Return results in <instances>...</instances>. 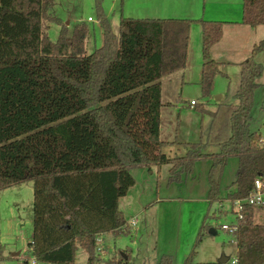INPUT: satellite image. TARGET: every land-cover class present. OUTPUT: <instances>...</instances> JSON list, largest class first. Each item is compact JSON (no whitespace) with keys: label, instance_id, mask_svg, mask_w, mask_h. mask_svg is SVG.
Wrapping results in <instances>:
<instances>
[{"label":"trees","instance_id":"16d2710c","mask_svg":"<svg viewBox=\"0 0 264 264\" xmlns=\"http://www.w3.org/2000/svg\"><path fill=\"white\" fill-rule=\"evenodd\" d=\"M53 2L0 0V191L33 184L32 260L74 264L81 249L87 264H98L102 252L96 251L97 238L128 230L118 202L133 187L131 171L136 168L168 165V183L180 184L195 163L209 161L211 204L220 201L228 160L237 159L234 190L226 199L231 207L244 203L254 182L264 181L262 137L250 130L263 71L255 58L264 52V40L240 66L237 104L226 106L229 137L217 144L219 152L209 155L202 152L206 145L186 144L185 157L170 159L159 138L160 81L185 69L190 29L199 25V87L207 98L220 66L210 51L222 38L223 23L121 17L116 35L101 0H95L103 43L85 56L87 27L76 25L68 38L62 21L51 15ZM241 12L242 25L264 27V0H242ZM48 24L60 27L56 42L48 38ZM255 209L242 204L234 234L235 264H264V205L258 207L261 225L253 222ZM207 229L206 217L200 231ZM129 253L106 264H133ZM1 254L0 264H7ZM191 256L184 264H192ZM157 264H172L171 258L163 256Z\"/></svg>","mask_w":264,"mask_h":264},{"label":"rangeland","instance_id":"374dc122","mask_svg":"<svg viewBox=\"0 0 264 264\" xmlns=\"http://www.w3.org/2000/svg\"><path fill=\"white\" fill-rule=\"evenodd\" d=\"M178 1L101 0V9L112 32L118 35L120 17L174 18L173 8ZM204 1L198 0L201 10L211 6L212 0ZM51 15L62 21L67 28L68 38L76 25L84 24L87 27L85 56L102 46V30L95 0H54ZM47 27L48 38L51 42H56L60 27L56 24H48ZM254 34L253 44L258 45L264 40V28H257ZM256 36H259L257 40ZM248 44L251 49L252 41L248 40ZM187 55L185 76L181 72L170 79H162V83L160 81L161 102L171 105L161 108L159 115V138L168 144L162 150L168 158L185 157L189 151L186 144L206 145L202 149L203 153L217 154V144L225 142L229 137V111L226 106L237 104L235 94L240 85V68L234 65L221 64L209 96L204 98L201 95L199 25H193L190 29ZM224 59V56H219L220 61H226ZM255 62L263 71L257 81L259 87L253 96L250 130L261 135L264 140V52L257 55ZM192 102L197 106L194 109L188 107ZM210 166L209 161L195 163L192 174L184 178L181 184L168 183L170 166L151 168L150 172L141 168L133 169L131 176L135 183L118 202V209L128 224V230L116 236L106 234L101 238L100 244L96 243V251L102 252L98 264H106L113 256L126 251H130L133 264H157L163 256H169L172 264H184L193 252L195 254L191 256L192 264H219L222 257L228 259L226 264H235V236L222 231L221 227L236 223L234 213L237 209L235 206L231 207L225 199L234 190L232 184L235 181L238 161L228 160L219 183L221 202L211 204L207 201ZM32 203L31 182L0 191V252L8 260L7 264H23L24 261L32 264L28 248L32 239ZM206 217L209 230L216 231L215 236L210 235L208 229L200 231ZM253 222L256 225L262 224L261 209H255ZM74 264H87V255L81 249L76 252Z\"/></svg>","mask_w":264,"mask_h":264},{"label":"crops","instance_id":"0c3cea01","mask_svg":"<svg viewBox=\"0 0 264 264\" xmlns=\"http://www.w3.org/2000/svg\"><path fill=\"white\" fill-rule=\"evenodd\" d=\"M178 2H179L178 4L175 3L176 4L175 8H173L175 12L174 18H170V19L203 20L207 22L223 23L222 38L219 41V43H217L215 46L212 47L210 51V58L214 62L218 63L219 65L221 64L234 65L240 68L241 70V67H240L241 64L250 57L252 49L255 46V44H253L254 37H255L254 33L256 32L257 28H260V27L251 28V27H247L241 24V13H242L241 12V9H242L241 0H212L210 8L207 9L206 7H204L202 10L199 8L200 5H198V0H179ZM150 20H155V19H150ZM250 36L251 38L249 39ZM189 37H190V34H189ZM257 38H259V36H256V40ZM248 40L252 41L253 45L251 49H250L251 45L248 44ZM188 46H189V43H188ZM248 46H249V49L247 50ZM244 48H246L245 51H244ZM230 51L232 52L229 53ZM222 53H226V54H222ZM219 56H224L225 58L224 60L226 61H220ZM221 62H226V63H221ZM181 72L183 73L182 76H185V73H184L185 69H183L182 71L174 73L166 78H163V80L168 79V78L170 79ZM161 91H162V85H161ZM190 104L188 106L190 109L191 108L194 109L195 107H197L196 105L191 106ZM168 106L170 107L171 105H169L168 103L163 104V107H168ZM174 144L175 143H173V145ZM262 145L264 146L263 139H262ZM167 146L168 144H166L165 147ZM165 147H163V149H165ZM170 159H176V158H170ZM165 166H168V165H165ZM156 169H159V168H156ZM143 170H145L146 172H150V171H147L146 169H143ZM225 201H227V199H225ZM101 238H103V236L100 237V241L102 242ZM34 264H37V263L34 262Z\"/></svg>","mask_w":264,"mask_h":264},{"label":"built area","instance_id":"2783aa9c","mask_svg":"<svg viewBox=\"0 0 264 264\" xmlns=\"http://www.w3.org/2000/svg\"><path fill=\"white\" fill-rule=\"evenodd\" d=\"M88 21L90 22L91 20L88 19ZM190 105L194 106V103L192 102ZM242 204H245V205H248L254 208H258L264 205V181L257 179L254 182V188L252 192L250 193L248 199L244 203L239 202V201H236L234 203V206L237 209L236 213H234L236 215V223L230 226H222L221 227L222 231H226L233 235L238 231L237 222L241 219L240 212L242 210ZM96 243L97 244L101 243L100 237L97 238ZM32 264H34V261L32 262Z\"/></svg>","mask_w":264,"mask_h":264},{"label":"water","instance_id":"95a60500","mask_svg":"<svg viewBox=\"0 0 264 264\" xmlns=\"http://www.w3.org/2000/svg\"><path fill=\"white\" fill-rule=\"evenodd\" d=\"M210 235L215 236L216 235V231L213 229H210L208 232ZM228 262L227 258L222 257L221 260L219 261V264H226Z\"/></svg>","mask_w":264,"mask_h":264}]
</instances>
